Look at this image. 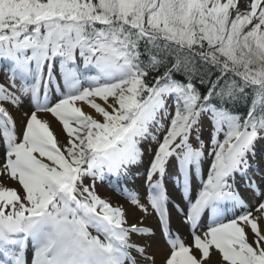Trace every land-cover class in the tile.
Instances as JSON below:
<instances>
[{"label": "snow or ice", "instance_id": "6c2138e0", "mask_svg": "<svg viewBox=\"0 0 264 264\" xmlns=\"http://www.w3.org/2000/svg\"><path fill=\"white\" fill-rule=\"evenodd\" d=\"M0 69V264H264V190L250 175L264 0H0ZM148 141L143 197L117 191L155 216L159 252L133 240L155 235L143 217L129 223L96 191L142 164Z\"/></svg>", "mask_w": 264, "mask_h": 264}, {"label": "bare ground", "instance_id": "6f19581e", "mask_svg": "<svg viewBox=\"0 0 264 264\" xmlns=\"http://www.w3.org/2000/svg\"><path fill=\"white\" fill-rule=\"evenodd\" d=\"M0 83H6V76L5 72L0 69ZM57 98L56 91H55V85L51 86L50 88V99L55 101ZM30 109L29 102L25 100V102L21 105L19 110H14L13 114L16 116V118L19 120L21 113L24 111H28ZM51 120V126L53 127L54 132L58 134V138H64V134L61 132V125H59L58 122H56L53 118L49 117ZM261 146H263V143L257 142L255 143L254 151L256 153L255 157L251 158L252 163V171L250 172V175L252 178L256 181V183L261 187V190H264V178L260 177V175H264V167L261 165L262 160V154ZM206 163L203 165V168L206 169ZM141 177L140 175L132 174L128 175L126 178L122 177L116 180L117 188L124 189L127 187L128 189L132 190H138L142 197L144 192V185L141 183ZM237 188L240 190L241 196L250 204H254L257 200V197L253 194V192L247 187L246 178H242L240 176H237ZM198 183V181H197ZM166 186L169 189L170 198L179 203V193L176 190V181L172 180L170 178H166L165 182ZM117 188L114 190L109 189V193L111 196L110 202L113 204H124L127 210V216H128V222L129 223H138L143 217L144 220V226L151 227L155 231V235L151 237H138L133 236V240L144 243L147 245H150L149 251L151 252H159L161 248L164 247L163 240L161 238L160 232L157 229V220L154 215H144L139 211V209H136L134 206H131L127 204L123 198V196L120 194V192L117 191ZM207 219V217H206ZM172 226L174 229H178L181 233L186 234L188 231V228L186 229V225L180 224L179 217L173 213V220H172ZM214 259H216L214 257Z\"/></svg>", "mask_w": 264, "mask_h": 264}, {"label": "rangeland", "instance_id": "374dc122", "mask_svg": "<svg viewBox=\"0 0 264 264\" xmlns=\"http://www.w3.org/2000/svg\"><path fill=\"white\" fill-rule=\"evenodd\" d=\"M171 103H172V101L169 100V104L170 105H171ZM169 110L170 111H174V108H170ZM207 137H208V126H207V124H205V130H204V138H205V140H207ZM58 139L63 140L64 138H58ZM221 139H223V137H221ZM257 142H260V144H261V142L263 143V146H261V149H263V151H261V154H262L261 165L264 167V139H258L256 141V143ZM142 147H143V149L145 151L143 163L138 165V166H134L128 175H132V174H136L137 173L138 175L143 177L141 183L144 184L145 180H146V175H145L146 167H147V164H148L149 160L151 159L152 153L155 150L156 145H155V143H153L151 141H148V142H145L142 145ZM177 175H178V168L175 166V161L174 160L170 161V164H169V167H168V171H167L166 176H165V180H166L167 177L172 179V180H175V177ZM260 177L264 178V175H260ZM106 178H109V177H106ZM103 183H104V181L103 182L100 181V180L96 181V191L102 198H107V199L110 200L111 196H110L109 191H105V189H103L102 194H101L99 189H98V187H99L100 190H101V185ZM185 228L187 229V226H185ZM91 231L93 232L94 230H91Z\"/></svg>", "mask_w": 264, "mask_h": 264}, {"label": "trees", "instance_id": "16d2710c", "mask_svg": "<svg viewBox=\"0 0 264 264\" xmlns=\"http://www.w3.org/2000/svg\"><path fill=\"white\" fill-rule=\"evenodd\" d=\"M145 59H146V57H145ZM176 78H177V79H182V77L179 76V75H177ZM249 103H250V101H249ZM237 111L242 112V113H246V111H247V106H246V105H242V104L237 105Z\"/></svg>", "mask_w": 264, "mask_h": 264}]
</instances>
